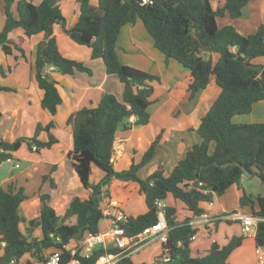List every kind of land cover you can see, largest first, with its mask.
I'll return each mask as SVG.
<instances>
[{
  "label": "trees",
  "instance_id": "16d2710c",
  "mask_svg": "<svg viewBox=\"0 0 264 264\" xmlns=\"http://www.w3.org/2000/svg\"><path fill=\"white\" fill-rule=\"evenodd\" d=\"M59 1L41 0L35 4L32 0H2L5 23L0 30L1 50L12 54L16 49L21 57H25L24 37L19 36L14 41L9 34L17 28L26 37L43 34L35 51L34 78L42 92L40 106L53 115L62 98L57 81L46 71L47 66L61 74L92 73L83 61L60 52L53 34L54 24H59L72 41L91 49V58L102 59L107 74L117 76L123 86L121 99L113 93L103 92L95 106H81L66 119L72 139L66 157L82 187V192L73 195L66 206L52 207L51 195L47 192L28 196L22 186L16 188L13 182L0 186V240L5 242V259L33 250L39 253L46 248H61L63 241L79 239L85 231L97 232L103 218L100 195L104 186L105 195L110 197L123 183H137L146 212L129 216L127 232L135 234L156 221L155 201L164 200L168 194L180 200L192 215L201 216L206 212L201 203L212 202L231 185H241L245 164L250 163L253 175L264 183V122L232 121L233 116L249 113L255 102L264 99V65L251 61L264 56V22L248 34L240 33L232 24L219 25L217 22L224 16L240 17L250 0H162L160 4L152 5L140 4L139 0H77L78 17L69 27ZM137 19L166 59L175 60L192 76L187 88L188 100L212 80L220 88L195 130L201 140L191 145L168 174L159 166L145 178L139 177L138 170L153 157L162 130L141 158L138 161L132 159L127 168L114 169L111 159L119 131L127 132L149 122L148 106L153 102L151 82H160V75L125 64L119 58L117 36L124 25ZM205 52L217 53V60L213 61L211 56L206 59ZM0 90L12 88L0 85ZM55 127L56 123L51 119L46 124L38 122L31 136H20L13 141L0 137V164L12 158L24 143L34 151L50 148L58 141L51 132ZM41 131H46L47 139L39 138ZM93 165L100 173L95 183L90 182ZM55 169L52 165L41 177L50 188L56 187ZM28 199L40 205V210L37 215L25 219L18 212L20 205ZM239 205L250 208L249 211L259 218L253 238L257 247H264V193L242 190ZM163 209L170 230L167 243L161 245L160 256L167 252L172 258L180 257L182 264H228L229 254L245 238V234H235L222 245L212 241L204 254L192 257L190 237L199 226L190 224V217L175 220L177 210L173 205H165ZM72 219L73 222H67ZM223 219L229 223L234 221L218 218L203 226L208 229L211 223L216 226ZM36 231L41 237L34 234ZM97 253L88 258L76 256L83 264H93ZM119 263L134 264L130 257Z\"/></svg>",
  "mask_w": 264,
  "mask_h": 264
},
{
  "label": "crops",
  "instance_id": "0c3cea01",
  "mask_svg": "<svg viewBox=\"0 0 264 264\" xmlns=\"http://www.w3.org/2000/svg\"><path fill=\"white\" fill-rule=\"evenodd\" d=\"M32 1L37 4L41 0ZM58 3L65 18H67L66 13L71 16V20L69 22L66 21V25L68 27L73 25L79 13L78 1L60 0ZM213 6H216V4L213 3ZM249 9L252 10V17L248 13ZM13 11L15 12V8H13ZM217 22L219 25L232 24L243 34L251 33L259 23L264 22V4H246L242 9V15L240 17L232 19L224 16L218 18ZM4 23L5 15L2 10V0H0V30L3 28ZM53 34L57 40L60 52L67 57L83 61L89 66L92 73L88 74L86 72L75 71L73 74H61L55 71L52 66H47L46 71L51 78L57 81V88L62 98L61 104L57 107V111L51 115L39 104L42 92L37 87L34 78L35 51L37 43L43 39V34L38 33L31 37H26L19 28L14 29L9 34V38L14 41L18 40L19 36L24 37L22 47L25 51V57H21L20 52L16 49H13L12 54H5L0 48V85L12 88V90H0V137L8 141H13L20 136H31L38 122L46 124L52 119L55 121L56 127L51 129V132L57 137L58 141L52 144L50 148H42L39 151L23 150L28 147L25 143L22 144L21 148L13 153L12 158L0 164L1 167L16 159V162L10 166L11 173L1 179L0 186L5 187L7 183L13 182L16 188L22 186L24 193L28 196H33L41 188V192H47L51 195L50 205L55 208L54 205L57 200L60 203L58 205L64 207L73 195L82 192L78 177L75 172L73 174V169L66 157L67 151L72 146L71 129L66 124V119L81 106H95L103 92L111 93L112 91L106 89L105 86L106 81L110 79L112 74L105 72L104 63L101 58H91V49L85 45L82 47V45L72 41L62 31L59 24H54ZM116 44L119 58L123 63L160 75V82H151L153 83V93L151 95L153 102L148 106L150 113L149 122L145 125L138 126L136 129L132 127L127 132H118L117 137L122 138L123 147L121 149V155H114L113 153L111 158L113 167L116 170H119V168L125 169L129 166L132 159L138 161L136 159L137 157L133 158L134 154H141L137 153V151H144L145 146L148 144V141L143 142L141 134L149 127L153 117L150 112V106L156 102L155 90L160 89L161 91H165L169 96L179 90L183 105H180V107L175 105L176 111L179 110L178 113H175V116L178 115L176 119H181V122L177 127L167 128L159 126L153 130L150 134L151 136L162 130V138L156 146L153 157L138 170V173H140L142 170L147 169V171L145 170L146 173H144L147 176L160 166L164 169L165 174H168L174 163L185 155V152L191 145L201 140L195 130L199 125L201 116L216 98L220 88L212 80L191 100H188L187 88L192 81V76L187 69L175 60L171 58L166 59L164 54L153 45L151 36L138 19L134 23L126 24L121 28L117 36ZM209 53L213 61H216L218 54L213 52ZM251 61L264 65V56L256 57ZM115 77L117 78V76ZM157 84L158 86H156ZM122 87L121 84V93ZM3 96L6 97V103L9 101L8 97L12 98L10 105L7 106L5 105L6 103L4 104L1 101V97ZM254 105L262 107L261 103L255 102ZM234 119L232 118V121L237 122ZM4 120L9 122L3 123ZM16 128L18 129L14 132L13 130ZM39 138L42 140L47 139L46 131H41ZM210 147L212 148V144ZM136 148L139 149L136 150ZM35 154L38 155L34 156ZM19 160H22L23 163L25 162L22 167L18 163ZM52 165L56 166V169L53 171L56 187L50 188L48 185L47 188L48 183L42 182L41 177L50 170ZM95 167V165L92 166L90 175L91 183H95L100 176L99 170H96ZM40 168H42V171H40ZM248 176L253 177L254 175L252 176L245 172L242 175L240 186L231 185L222 195L215 196L212 202L201 203L206 209V212L201 216L192 215L186 209V206L180 200L174 199L171 194H168L163 202L166 205L176 207L175 220L177 221L183 219L182 217H176L178 214V205L181 209L185 207V215L190 217L191 222L196 221V219L203 220L207 216L230 212L231 210L247 211L250 208L247 209V207H241L239 205V196L242 190H245L242 181ZM33 179H37L35 189L27 191V187L28 185L30 186ZM62 183L64 186H61ZM129 183H124V186L126 187ZM136 188L138 190V187ZM228 193L232 197L233 201L231 202L226 201V197L229 195ZM112 202L116 203L117 201ZM100 222L98 231H103L106 228L107 221L101 220ZM205 223V221H202L199 224H192L199 226V229L195 233V238L191 240L190 244V255L192 257L204 254L210 247L212 241H216L222 245L232 235L245 234L242 231L240 222L232 221L229 223L223 219L216 226L211 223L208 229L203 226ZM253 234L254 231L250 232L249 235H245L241 245L231 251L227 258L228 264H263L260 262L259 255L261 253L264 254V247L256 246ZM159 245L160 247L153 254L154 259L161 254V244L159 243ZM257 248H260V250L257 251ZM130 259L134 264H137L132 254L130 255Z\"/></svg>",
  "mask_w": 264,
  "mask_h": 264
},
{
  "label": "built area",
  "instance_id": "2783aa9c",
  "mask_svg": "<svg viewBox=\"0 0 264 264\" xmlns=\"http://www.w3.org/2000/svg\"><path fill=\"white\" fill-rule=\"evenodd\" d=\"M139 2L140 4L152 5L155 0H139ZM155 204L157 206L156 221L144 226L135 234H128L127 232L126 226L129 215L124 212L119 204L111 201L102 205V220L107 221L103 231L94 233L85 231L79 239L63 241L61 248H51L48 252H45L47 249H43L39 253H35L33 250L19 257L5 259L3 257L5 242L0 240V264H83L76 255L88 258L94 252L98 253L93 264H117L121 259L138 252L147 243L155 240H158L161 245L167 243L170 227L167 224L163 209L166 204L163 200H156ZM218 218L239 221L245 234L255 230L256 222L259 219L250 211L234 210L226 215L215 214L204 217L203 220L196 219V221L189 223L199 224L202 221L209 222ZM194 238L195 235L190 237L191 240ZM72 243L73 245L70 246ZM259 250L260 248H257V251ZM170 259L172 257L166 252L155 260L154 264H164ZM259 259L264 264L263 253L259 255Z\"/></svg>",
  "mask_w": 264,
  "mask_h": 264
},
{
  "label": "rangeland",
  "instance_id": "374dc122",
  "mask_svg": "<svg viewBox=\"0 0 264 264\" xmlns=\"http://www.w3.org/2000/svg\"><path fill=\"white\" fill-rule=\"evenodd\" d=\"M95 1V0H93ZM247 4H264V0H250L249 3ZM252 10L249 9V15L252 17L253 13H251ZM66 21H70L71 20V16L68 15L66 13ZM84 45H82L83 47ZM85 48V47H84ZM153 84V83H151ZM158 86V84L156 85ZM106 89L112 91L111 93H113L114 95L117 96L118 99H121V84L118 81V79L115 76H110V79L108 81H106ZM156 92V102H154L151 106H150V112L152 113L153 117L151 120V123L149 125V127H147L144 131V133H142V140L143 142L148 141V144L145 146L144 151L148 148V146L150 145L151 141L154 139V137L157 134L154 135H150L153 130H155L157 127H177L178 124L181 122V119H176L178 117V115L175 116V113H178L179 110L176 111L175 105L180 107V105L182 104V99H180V91L178 90L177 92L172 93L170 96L168 94L165 93V91H161L160 89L155 90ZM11 94V93H8ZM6 97H1V101L5 104ZM9 100V101H8ZM8 103H6L5 105H10V102L12 101L11 97H8ZM256 103H261L262 107H259L257 105L252 106V109L249 113H245V114H239V115H235L233 116L234 121L236 120L237 122L235 123H248V122H264V99L256 102ZM3 104V105H4ZM210 105V104H208ZM209 107V106H208ZM160 110V111H158ZM158 111V112H157ZM176 119V120H175ZM239 121V122H238ZM9 121L4 120L3 123H8ZM10 124V123H9ZM138 126L135 127V129ZM9 128V126H8ZM18 128L14 129L13 131L15 132V130H17ZM192 129V128H191ZM120 136V135H119ZM135 141V140H134ZM139 146H140V142H139ZM122 138L121 137H117L114 141L113 144V153L115 154H119L121 155V149H122ZM139 148H136V150H138ZM23 150H30L29 148H25ZM118 150V152H117ZM142 150L137 151V153H141V154H134L133 158L137 157L136 159H140L143 152ZM130 152V151H129ZM132 153H134L133 151H131ZM20 154V151H19ZM22 154V152H21ZM38 154H35L34 156H36ZM113 156V155H112ZM16 162V159H14L13 161H11L10 163H6L3 166L0 167V181L1 179H3L5 176L9 175L11 173V165H13V163ZM18 163L20 164V167L23 166V164H25V162L23 163L22 160H19ZM96 170H99L97 167H95ZM123 169V168H119ZM145 170L147 171V169L142 170L140 173H138V175L141 178H145L146 176L144 175ZM40 171H42V168H40ZM74 174V171H72ZM93 176V175H92ZM70 177V176H69ZM37 178V177H35ZM93 178V177H92ZM100 178V176H99ZM36 180L37 179H33V182L30 183V186L28 185L27 187V191H31L33 189H35L36 186ZM242 185L244 187V189L246 190V192H251V193H264V183H262L260 181V179L256 176L253 177H246L245 179H243L242 181ZM61 186H64V184L62 183ZM124 183L121 187L120 185V189L115 188V192L113 194L110 195V197L106 196L104 191H105V186L101 188L102 190V201L103 204L104 203H108L111 201H117L118 204L123 208L124 212L127 215H137L140 213H144L146 212V205L144 202V197L142 194H140L137 190L136 187H138L137 183L134 182H130L128 185H126V187L124 186ZM47 188H48V184H47ZM37 192H41V188H39L37 190ZM229 195H227L226 197V201L231 202L232 197L230 195V193H228ZM56 195V193H55ZM58 201V200H57ZM55 203V208H58L60 204L59 201ZM54 202V201H53ZM116 202V203H117ZM178 205V204H177ZM185 208V207H184ZM184 208H180L178 205V214L176 215V217L179 218H185L187 217L185 214V209ZM40 210V205H35L33 204V202L31 200H26L25 202H23L20 207H19V214L24 217L25 219H29L35 215H37L39 213ZM247 210V209H246ZM242 211L243 210H239ZM249 211V210H247ZM181 219V220H183ZM102 220V219H101ZM100 220V221H101ZM74 219L67 221V222H73ZM102 224V222H100ZM36 236L41 237V233L40 232H35L34 233ZM250 232H248L245 235H249ZM159 241L155 240L152 241L150 243H147L146 245L143 246V248H141L138 252H135L132 254V256L134 257V260L137 261V264H142V263H154L155 259L153 258V254L157 251V248L160 247L159 245ZM161 244V243H160ZM73 243L70 245L72 246ZM47 250H45V252H48L51 250V248H46ZM160 256V254L158 255ZM157 256V257H158ZM121 264V263H119Z\"/></svg>",
  "mask_w": 264,
  "mask_h": 264
},
{
  "label": "water",
  "instance_id": "95a60500",
  "mask_svg": "<svg viewBox=\"0 0 264 264\" xmlns=\"http://www.w3.org/2000/svg\"><path fill=\"white\" fill-rule=\"evenodd\" d=\"M155 2L160 4L162 2V0H155ZM205 55H206V59H209L210 53L209 52H205ZM263 75H264V70H263ZM243 170L249 175H253L254 174V170H253V168H252L250 163L245 164L243 166ZM164 264H182V262H181V258L176 256V257H173L172 259H170L168 261H165Z\"/></svg>",
  "mask_w": 264,
  "mask_h": 264
}]
</instances>
